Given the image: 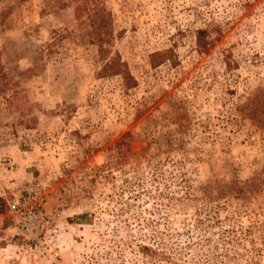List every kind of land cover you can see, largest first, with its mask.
I'll return each mask as SVG.
<instances>
[{
    "label": "rangeland",
    "instance_id": "1",
    "mask_svg": "<svg viewBox=\"0 0 264 264\" xmlns=\"http://www.w3.org/2000/svg\"><path fill=\"white\" fill-rule=\"evenodd\" d=\"M0 11V264H264V0Z\"/></svg>",
    "mask_w": 264,
    "mask_h": 264
},
{
    "label": "built area",
    "instance_id": "2",
    "mask_svg": "<svg viewBox=\"0 0 264 264\" xmlns=\"http://www.w3.org/2000/svg\"><path fill=\"white\" fill-rule=\"evenodd\" d=\"M42 197L39 191L29 187L25 193L13 194L6 201V209L13 221L17 234L24 237L36 236L44 229V219L41 215Z\"/></svg>",
    "mask_w": 264,
    "mask_h": 264
},
{
    "label": "trees",
    "instance_id": "3",
    "mask_svg": "<svg viewBox=\"0 0 264 264\" xmlns=\"http://www.w3.org/2000/svg\"><path fill=\"white\" fill-rule=\"evenodd\" d=\"M2 14L3 13L0 11V15H2ZM2 206H3V202L0 200V212L2 211ZM83 216H84V214H80V217H83ZM141 249L144 251H149V249L146 246H142Z\"/></svg>",
    "mask_w": 264,
    "mask_h": 264
}]
</instances>
